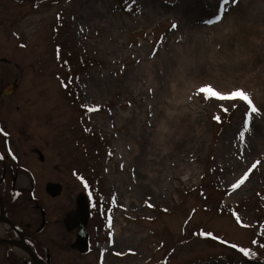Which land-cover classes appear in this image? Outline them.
I'll use <instances>...</instances> for the list:
<instances>
[{"label": "rangeland", "instance_id": "obj_1", "mask_svg": "<svg viewBox=\"0 0 264 264\" xmlns=\"http://www.w3.org/2000/svg\"><path fill=\"white\" fill-rule=\"evenodd\" d=\"M14 81L0 127L28 200L92 192L101 224L54 264H264V0H0V94Z\"/></svg>", "mask_w": 264, "mask_h": 264}, {"label": "flooded vegetation", "instance_id": "obj_2", "mask_svg": "<svg viewBox=\"0 0 264 264\" xmlns=\"http://www.w3.org/2000/svg\"><path fill=\"white\" fill-rule=\"evenodd\" d=\"M10 132L8 128L0 127V264H54V256L61 248L69 247V250L81 255L91 251L94 230L101 226L92 197L86 192L79 193L86 195L88 199L87 216L84 212L77 215L79 195L73 197L68 210L62 212L46 209L38 200L34 189L30 190L28 200V192L23 186L27 173L23 171L21 154L15 151ZM36 151L39 154L40 167L46 160L39 149ZM39 175L37 166L33 165L29 175L32 186ZM48 183L60 184L52 181ZM47 192L49 193L48 190ZM62 192L61 185L60 194ZM83 222L86 223L85 226ZM84 229L87 232L89 249L82 253L75 244ZM61 233L64 235L62 239Z\"/></svg>", "mask_w": 264, "mask_h": 264}, {"label": "snow or ice", "instance_id": "obj_3", "mask_svg": "<svg viewBox=\"0 0 264 264\" xmlns=\"http://www.w3.org/2000/svg\"><path fill=\"white\" fill-rule=\"evenodd\" d=\"M228 2H229V0H224V3H225V4H227ZM237 2H238V0H237ZM222 7H223V6H222ZM216 20H217V21H220V20H221V16H220V15H217V16H216ZM207 23H212V21H207ZM176 27H177L176 24H173V25H172V28H173V29H175ZM22 46H23V45H22ZM65 87H67V85H65ZM205 89H210V90H212L214 93H216L215 95H212V96H208V95H207V96H206V99L209 98V97H214V98H216V99H218V100H220V101H225V100H235L234 98L231 97V92H229L228 94H224L223 92L217 90L216 86H215V85H212L211 83H208V84H205L204 86H201V87L199 88V93H201V94H205ZM239 90L242 91V92H244L245 94H247V95L250 97V95H249L245 90H243V89H241V88H239ZM250 99H251L252 102H253V98H250ZM253 105H254L255 110L251 111V113H256L258 109H257V107L255 106L254 103H253ZM82 107H86V109H87L88 112H95V111H98V110H99V106H96V107H87L86 105H82ZM224 111H227V109H224ZM214 119H215L216 121H218V122L220 121V117H219V116H215ZM248 131H249V127H248V123H247V121H246L245 126H244V130L241 131V132L239 133V139H240L241 141H243V140L245 139V133L248 132ZM109 154L111 155V153H109ZM259 164H260V161H259V160H257L255 163H253V164L251 165V167L248 168V170L243 174V176H241L239 180H237L235 183H233V184L231 185V189H232V190H236V189L240 188L241 185H243V184L248 180V178H249V174H250V173L253 171V169H255ZM122 167H123V165H122ZM85 187H86V188L88 187V184H87V183H85ZM92 195H93L92 192H89V196L91 197ZM111 203H112V204H115V203H116L115 198H113V200H112ZM106 212H107V214H108V215H107L108 226L111 227V225H112V215H111V213H112V208H111V207H108V208L106 209ZM236 219H237L238 221L240 220L239 215L236 216ZM245 226H246V225H245ZM246 227H247V226H246ZM199 235H204V236H207V237H211V236H212V233H210V232H204V233H200ZM256 243H257V241L254 240V241H253V244H256ZM232 247L235 248L236 245L233 244ZM240 251H241L242 253H244L245 256L249 255V250H248V249L241 248ZM117 255H121V253H117Z\"/></svg>", "mask_w": 264, "mask_h": 264}, {"label": "water", "instance_id": "obj_4", "mask_svg": "<svg viewBox=\"0 0 264 264\" xmlns=\"http://www.w3.org/2000/svg\"><path fill=\"white\" fill-rule=\"evenodd\" d=\"M3 61L7 62L6 58H2ZM17 88V82L14 81L10 83L5 89L1 91L2 95H12ZM42 156L40 152V157ZM47 190L49 191L52 196H57L61 192V185L56 184V183H48L47 184ZM77 203H78V211L77 215L79 212H84V214L89 215V203L86 195L80 194L77 198ZM75 214H73L74 217ZM83 225L85 226L86 223L83 222ZM81 225L82 227H84ZM75 247L79 249L82 253H85L88 251L89 246H88V237H87V232H85V229L79 234L77 242L75 244Z\"/></svg>", "mask_w": 264, "mask_h": 264}, {"label": "bare ground", "instance_id": "obj_5", "mask_svg": "<svg viewBox=\"0 0 264 264\" xmlns=\"http://www.w3.org/2000/svg\"><path fill=\"white\" fill-rule=\"evenodd\" d=\"M123 145H125V144H123ZM126 150H128L129 152H131L132 149L131 148H126ZM152 161H157V160L155 158H153Z\"/></svg>", "mask_w": 264, "mask_h": 264}]
</instances>
